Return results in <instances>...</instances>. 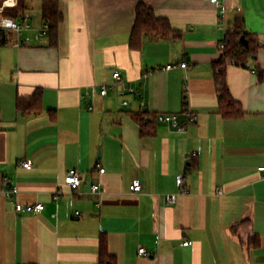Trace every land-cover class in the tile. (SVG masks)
<instances>
[{
    "label": "crops",
    "instance_id": "1",
    "mask_svg": "<svg viewBox=\"0 0 264 264\" xmlns=\"http://www.w3.org/2000/svg\"><path fill=\"white\" fill-rule=\"evenodd\" d=\"M140 2L178 36L131 48ZM58 11L52 43L0 46V264H99L100 239L115 264H264V0H60ZM237 17L258 50L225 66L245 115L224 119L215 68ZM32 23L30 34L42 25ZM114 73L135 93L121 95ZM36 91L40 110L18 111ZM184 112L196 117L184 131L156 121L141 135L139 118ZM70 169L82 180L72 193ZM180 174L184 191L167 204Z\"/></svg>",
    "mask_w": 264,
    "mask_h": 264
},
{
    "label": "trees",
    "instance_id": "2",
    "mask_svg": "<svg viewBox=\"0 0 264 264\" xmlns=\"http://www.w3.org/2000/svg\"><path fill=\"white\" fill-rule=\"evenodd\" d=\"M39 2V17L40 24L46 23L48 25L47 35L51 41H55L57 36V28L62 20L58 11V3L60 0H18V7L16 11L31 12L32 3ZM31 3V5H29ZM35 18V17H33ZM33 20V19H32ZM178 33L171 29L166 20L159 19L154 15L151 7L138 3L135 9V20L132 31L130 33V47L139 49L143 40L162 39L177 37ZM243 37V39H241ZM246 42V43H245ZM224 47L221 49L222 55L215 68V77L218 90V113L224 119H235L245 115L240 105L235 102L225 84L224 69L227 64L245 65L256 57L258 44L256 39L245 32L243 27V20L237 17L234 23L228 28L222 41ZM3 45L0 41V46ZM258 78L261 79L264 75V67H255ZM40 92L36 91L29 99L18 98L16 105L18 111L22 113L38 112L40 110ZM141 127V135L153 134V123H156L155 116L150 122H143L138 119ZM255 237L249 240V244L257 246V239L254 243ZM243 244V242H241ZM99 264H115V259L108 254L106 243L100 239L99 247Z\"/></svg>",
    "mask_w": 264,
    "mask_h": 264
},
{
    "label": "built area",
    "instance_id": "3",
    "mask_svg": "<svg viewBox=\"0 0 264 264\" xmlns=\"http://www.w3.org/2000/svg\"><path fill=\"white\" fill-rule=\"evenodd\" d=\"M211 3H218V0H209ZM18 7V0H1L0 1V41H2L3 45L11 46L14 48H21V47H27L32 45L34 42L37 43H49V39L46 36L48 31V25L46 23L42 24L41 27H39L34 34H30L35 30L32 19L34 17V14L32 12H21L17 15H14L13 17L6 16V12L8 10H16ZM220 15H223V12L220 13ZM226 33V32H225ZM224 33V35H225ZM224 45L221 43L220 50L223 49ZM181 68H186V63L180 64ZM175 68L174 65H167L165 67V70H171ZM113 79L115 81V86L119 89L121 92V95H125L126 93H135V90L130 86L127 85V83L123 82L119 73L113 74ZM110 88V87H109ZM111 89V88H110ZM108 93V87L103 86L100 90L101 96H106ZM123 105H127V103H123ZM184 117V119H182ZM155 120L157 122H163L167 123L168 125L175 128L177 131L182 132L185 130V128L194 123L196 120L195 115L189 112H184V114H158L155 115ZM196 157L195 151H189L184 156V164L185 167L188 168L189 164H191ZM19 167L24 169H30L31 168V162L28 160H24L19 162ZM99 174H104L105 170L97 165ZM258 171L263 174L264 177V167H259ZM184 179L185 176L183 174H180L176 178V186L179 189V193L175 195H164L163 200L167 204H174L179 196L184 191ZM64 183L69 188L70 192H74L76 189H78L82 183L81 177L79 175V172L76 169H70L66 173L64 177ZM98 186L93 185L91 187V191L93 193H96L98 191ZM130 192L138 193L142 190L141 184L136 181L129 187ZM14 191H9L7 193V197H10L11 193ZM43 210L42 204H36V205H22V204H16L15 205V211L17 213H38ZM79 213H75V218H78ZM191 242L184 241L182 243V246H189ZM139 255L146 256V252L143 248L139 249Z\"/></svg>",
    "mask_w": 264,
    "mask_h": 264
},
{
    "label": "rangeland",
    "instance_id": "4",
    "mask_svg": "<svg viewBox=\"0 0 264 264\" xmlns=\"http://www.w3.org/2000/svg\"><path fill=\"white\" fill-rule=\"evenodd\" d=\"M29 5H31V3H29ZM31 12L35 15V18H33V21L37 22L38 17H39V2L38 1H34L32 3ZM17 14H18V11L16 10H8L5 15L9 17H13L14 15H17Z\"/></svg>",
    "mask_w": 264,
    "mask_h": 264
},
{
    "label": "water",
    "instance_id": "5",
    "mask_svg": "<svg viewBox=\"0 0 264 264\" xmlns=\"http://www.w3.org/2000/svg\"><path fill=\"white\" fill-rule=\"evenodd\" d=\"M241 39H243V37H242ZM245 43H246V42H245Z\"/></svg>",
    "mask_w": 264,
    "mask_h": 264
}]
</instances>
